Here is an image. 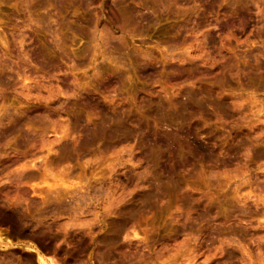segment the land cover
Here are the masks:
<instances>
[{"label":"rangeland","instance_id":"rangeland-1","mask_svg":"<svg viewBox=\"0 0 264 264\" xmlns=\"http://www.w3.org/2000/svg\"><path fill=\"white\" fill-rule=\"evenodd\" d=\"M43 263L264 264V0H0V264Z\"/></svg>","mask_w":264,"mask_h":264},{"label":"bare ground","instance_id":"bare-ground-1","mask_svg":"<svg viewBox=\"0 0 264 264\" xmlns=\"http://www.w3.org/2000/svg\"><path fill=\"white\" fill-rule=\"evenodd\" d=\"M90 135H91V134H90ZM85 137H86V136H85ZM87 137H88V136H87ZM90 138H96V135H95V136H90ZM90 138H88L87 141H88ZM90 142H91V140H90ZM61 202H62V201H61ZM61 202H60V203H61ZM61 204H62V203H61ZM50 208H51V207H50ZM53 209H54V208H53ZM50 210H51V209H50ZM50 210H49V211H50ZM21 211H22V209H21ZM17 212H18V211H17ZM52 212H53V211H52ZM20 214H21V213H20ZM18 217H19V216H18ZM20 217L22 218V216H20ZM20 217H19V218H20ZM19 218H18V219H19ZM21 218H20V220H21ZM25 219H26V218H25ZM21 222H22V221H21ZM21 222H20V223H21ZM23 225H24V224H23ZM28 225H29V224H28ZM108 245L110 246V244H108ZM111 246H113V245H111ZM110 254H111V253H110ZM41 261H42V260H41ZM43 264H45V263H43Z\"/></svg>","mask_w":264,"mask_h":264}]
</instances>
